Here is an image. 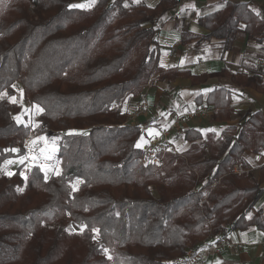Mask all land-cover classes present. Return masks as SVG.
<instances>
[{
  "label": "trees",
  "instance_id": "obj_1",
  "mask_svg": "<svg viewBox=\"0 0 264 264\" xmlns=\"http://www.w3.org/2000/svg\"><path fill=\"white\" fill-rule=\"evenodd\" d=\"M178 1L0 0V93L7 92L0 99V264H185L188 250L211 237L264 228L261 208L247 218L264 193V166L257 181L243 156L264 153L262 113L166 153L159 164L144 162L136 146L144 131L126 123L125 104L161 71L156 23ZM229 9L225 20L202 19L210 26L205 38H225V50L240 12L251 13L244 4ZM16 81L43 110L36 131L13 116ZM33 132L58 147L60 174L45 180L33 164L23 176V162L8 176L3 163L28 153ZM202 137L192 128L184 133ZM236 163L245 170L234 172ZM71 222L81 231L71 233Z\"/></svg>",
  "mask_w": 264,
  "mask_h": 264
},
{
  "label": "crops",
  "instance_id": "obj_2",
  "mask_svg": "<svg viewBox=\"0 0 264 264\" xmlns=\"http://www.w3.org/2000/svg\"><path fill=\"white\" fill-rule=\"evenodd\" d=\"M160 1L140 0L139 3L155 7ZM236 3L244 4L251 13L240 12L235 40L225 50V38H205L210 26L203 25L202 19L216 14L218 20H225L230 13L229 6ZM156 25L160 74L167 76L156 78L138 96L141 98L139 104H147V112L140 122L148 121L152 125L144 132L142 140L157 134L159 127L170 125L177 115L184 114L186 120L182 130L171 133V139L183 153L194 142L203 144L210 132L220 135L230 125L243 126L251 113L260 112L264 116V75L256 67L257 60L264 57V0H179L160 15ZM188 33L196 36L185 41ZM204 104L214 108L212 115L190 116ZM191 128L200 131L203 137L196 141L184 139L185 131ZM243 156L256 180L260 181L264 153L245 150ZM261 186L264 189V182ZM258 208L264 212V193L247 218ZM225 236L238 242V246H224L215 252L210 246L221 238L211 237L204 247L191 248L196 252L193 264H264V247L260 245L264 228L256 225L235 227Z\"/></svg>",
  "mask_w": 264,
  "mask_h": 264
},
{
  "label": "rangeland",
  "instance_id": "obj_3",
  "mask_svg": "<svg viewBox=\"0 0 264 264\" xmlns=\"http://www.w3.org/2000/svg\"><path fill=\"white\" fill-rule=\"evenodd\" d=\"M87 4H89V2L86 3V5ZM113 20H115V17H113ZM159 74L160 73L155 75L149 81L148 85L152 81H154L156 78H158ZM14 86L16 88V93L10 96V97H13V96L16 97V100H17L16 103L11 102L10 100L11 102L10 108L13 113V116L20 117V121H19L20 123L28 124L31 126L33 131H36L38 123H39V120H38L39 112H37L36 108L34 107L35 104H33L30 101L29 97L27 96L23 83L21 81H16ZM140 101H141V98H139L138 96H133L131 100L125 104V110H128L130 112L126 123H129L128 121L130 119V116L135 111V109L138 107ZM40 138L41 137L39 135L36 136V134H34L33 132L32 135L29 136V138L26 140V144L30 149L28 153L23 156V157H27V159H24L23 161L24 163L27 164L22 171L23 176H26L28 174L29 167L33 164L40 165L42 169L44 170L45 175L47 174V176L50 175L52 172H55V171L57 172L60 170L58 160L56 159V153H57L58 147L45 142L46 140L45 135L43 136V139H41L43 141L42 146L37 147V144L39 143ZM21 158L7 159L3 163L4 172L7 175L8 173L13 174L16 171L17 167L20 164H22L20 162ZM9 161H11V163H8ZM8 176H12V175H8ZM207 182L208 181L205 180V182H203L202 185H204ZM199 189L203 192L204 188L201 189L200 186L197 185L195 187V190L198 191ZM204 197H206V193L204 194ZM68 230L73 234L78 233L81 231V226L75 224L74 222H71L68 226Z\"/></svg>",
  "mask_w": 264,
  "mask_h": 264
},
{
  "label": "built area",
  "instance_id": "obj_4",
  "mask_svg": "<svg viewBox=\"0 0 264 264\" xmlns=\"http://www.w3.org/2000/svg\"><path fill=\"white\" fill-rule=\"evenodd\" d=\"M257 70L264 75V57H261L256 62ZM154 81H152L148 86H150ZM214 108L208 105H200L195 111L190 113V116L196 117H209L213 114ZM147 112V104L142 102L138 105L135 111L131 114L129 119V124L139 126L144 132L149 131L152 127L151 123L148 121L140 122V119ZM186 117L184 114L177 115L168 126L159 127L158 133L152 135L149 139L142 140V151L144 154V162L156 163L159 164L163 161L164 154L166 153H180V150L177 148L176 143L171 139L172 131L179 132L183 128ZM235 172L241 171V165L239 163L234 164L233 166ZM238 246V242H235L224 236L221 239H218L213 243L210 248L215 252L224 246ZM260 245L264 247V237L260 241ZM196 252L189 249L187 256L184 259L185 264H193L194 259L196 258ZM202 264H219L217 262H203Z\"/></svg>",
  "mask_w": 264,
  "mask_h": 264
},
{
  "label": "snow or ice",
  "instance_id": "obj_5",
  "mask_svg": "<svg viewBox=\"0 0 264 264\" xmlns=\"http://www.w3.org/2000/svg\"><path fill=\"white\" fill-rule=\"evenodd\" d=\"M135 2L136 3H139L140 2V0H135ZM92 3L94 4L95 3V0H92ZM91 6V4L90 5H88V7H90ZM125 6H127V5H125ZM70 7H85V5H71ZM13 87H15V86H13ZM22 91V90H21ZM7 96V92H2V93H0V99H4L5 97ZM9 99L11 100V102H13V103H16L17 102V100H16V97H9ZM35 108H36V110H37V112H42L43 110L39 107V105H35L34 106ZM15 119H17V121L19 122L20 121V117H15ZM214 131V130H213ZM41 139H43V138H41ZM137 147H141L142 145L140 144V143H138L137 145H136ZM13 151H18L17 149H13ZM24 159H27V157H23V158H21V163H23V161H24ZM8 163H11V161H9ZM60 173L57 171L56 172V175H59ZM8 175H12V173H8ZM45 180H47L48 179V176H47V174L45 175ZM77 183H81V181H77ZM73 187H75V186H73ZM20 191H23V189H20ZM92 231H94V232H99V229H92ZM93 238H95V237H93ZM105 251V253H107L108 252V250L107 249H105L104 250ZM109 259H111L112 257L109 255V257H108Z\"/></svg>",
  "mask_w": 264,
  "mask_h": 264
}]
</instances>
